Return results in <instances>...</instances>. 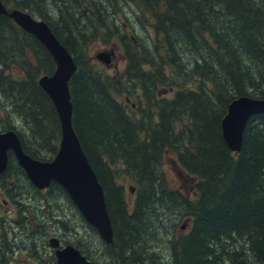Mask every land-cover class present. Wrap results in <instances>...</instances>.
Returning <instances> with one entry per match:
<instances>
[{
    "label": "trees",
    "instance_id": "obj_1",
    "mask_svg": "<svg viewBox=\"0 0 264 264\" xmlns=\"http://www.w3.org/2000/svg\"><path fill=\"white\" fill-rule=\"evenodd\" d=\"M11 1L14 8L44 21L77 66L69 82L72 126L104 191L113 242L107 245L98 236L97 242L108 264H161L166 258L170 264H264V113L248 120L238 154L227 148L221 131L232 100L264 99V0ZM130 4L137 25L153 34L149 41L121 34L119 16ZM227 19L229 29L222 28ZM231 29L234 40L226 33ZM100 33L117 38L123 48L125 68L118 75L108 76L86 54L87 43ZM7 34L15 50L4 46ZM11 66L24 77L13 79ZM53 71L46 49L0 16V105L5 117L0 131H14L23 151L40 161H50L60 141L55 110L38 85L40 73ZM168 90L172 98L156 99ZM136 92L144 106L126 109L122 98ZM20 100L31 108L24 111L11 103ZM13 116L22 120L21 130ZM29 121L32 129L26 130ZM45 124L51 132L46 139L40 138ZM28 131L38 149L25 138ZM41 150L50 157L44 158ZM170 153L196 179L195 200L169 189L160 168ZM11 158L0 175L4 191L15 198L11 183L19 177L40 193ZM126 174L139 190L131 209L116 180ZM56 192L72 205L65 190L51 182L48 193ZM169 205L181 208L189 230L164 246L154 232L163 231L167 239L173 235L170 225L163 230L157 210ZM80 244L75 248L95 260L90 247ZM127 252L132 254L124 258Z\"/></svg>",
    "mask_w": 264,
    "mask_h": 264
},
{
    "label": "rangeland",
    "instance_id": "obj_2",
    "mask_svg": "<svg viewBox=\"0 0 264 264\" xmlns=\"http://www.w3.org/2000/svg\"><path fill=\"white\" fill-rule=\"evenodd\" d=\"M4 1L8 7H13V1ZM46 7L47 5L43 8L46 9ZM136 13V9L132 4L124 8L123 13L119 16L120 32L121 34H127L128 38H133L135 42L149 41V39L153 37V34L149 30H143L137 25L135 21ZM34 18L39 19L37 16H34ZM229 23L230 20L227 19V21H222L220 26L222 28H228L227 25H229ZM90 28L91 27L88 26L84 27L85 32L83 33L87 35ZM226 33L230 39L234 40L235 37L232 29L227 30ZM103 39L105 41H103ZM10 43L11 40L7 34L4 46L12 48L10 47ZM101 52L110 54L111 60L109 65L106 66L95 59L96 55ZM86 54L89 59L99 68L103 69L108 76L118 75L125 68L123 48L117 38L103 37L100 33L96 39L87 43ZM242 63H245V60H242ZM10 68L8 74L13 79L19 80L24 77L23 71L18 70L15 66H11ZM42 74L43 73H40L39 77L42 76ZM170 90L157 95L156 99L159 100L164 97L172 98L173 92ZM0 102H2L1 93ZM121 102L124 103L126 109L128 108L133 111L145 104V100L142 98L140 92H136L133 96H130V98H122ZM11 103L20 109L24 108V111L31 108V106L24 104L21 100L15 102L11 101ZM18 111L20 110L18 109ZM2 112L4 113V108L0 105V125L5 121ZM16 118V116H13L12 120L15 122V125L19 126L18 129L21 130L20 127H24V124L22 120H20V122ZM45 126L47 128L40 136V138L44 139L51 137L50 126L48 124H45ZM25 127H28L26 130H29V127L32 129L30 121ZM30 134L31 131H28L25 138L31 143ZM30 145L33 149H38V142L37 146L33 143ZM41 154L45 156L44 158L50 157L47 150H41ZM11 159L15 161L14 157ZM160 170L163 173L169 189L179 191L185 196V199L189 201L196 199V179L188 175L181 168L175 155L171 153L166 154L164 159L161 160ZM14 180L15 181L11 184L16 188L13 190V194H17L15 198H11L4 191L2 183L0 182V262L2 261V264H56L54 251L49 245V240L51 238L57 239L62 246L74 245L73 247H81V242L83 244L86 243L96 256V259L93 260L94 262L91 260L94 264H108L106 252H102L103 250L97 242V236L99 240H101V238L98 234L96 235L89 231L90 228L87 227L89 225L84 221L73 204L71 205L67 202L58 192H56L55 195L52 193L49 194L48 189H44L40 191V193L33 192L21 178L18 177L17 180ZM116 180H118V186L123 188V194L131 209L136 199V193L139 191L138 188H135L131 183L127 174L126 176L124 175V177H117ZM130 189L133 190V193H131ZM170 206L172 207V205H169L167 208H164V211L160 210L159 207L157 208L161 220L166 226L163 230H167L170 225L169 229L173 231V235L170 234L168 239L163 231H160V233L157 232V234L154 232L155 239L160 241L159 244L163 243L164 246L167 244V240L171 239L172 241H177L182 235H186L189 230L188 220L183 218L182 214L179 213L181 208H174V206L171 208ZM154 209L156 210V207ZM182 227H184V229H182ZM158 252L159 250L157 248L153 251V253ZM131 254L132 252H127L123 257H130ZM119 264H127V262L122 261L119 262ZM128 264L130 263L128 262ZM161 264H170V259H163Z\"/></svg>",
    "mask_w": 264,
    "mask_h": 264
},
{
    "label": "water",
    "instance_id": "obj_3",
    "mask_svg": "<svg viewBox=\"0 0 264 264\" xmlns=\"http://www.w3.org/2000/svg\"><path fill=\"white\" fill-rule=\"evenodd\" d=\"M0 16L12 20L19 28L33 36L49 53L54 71L38 79L39 87L50 99L60 125L58 150L51 161L42 162L23 152L21 142L14 131L0 133V174L7 168L8 152H12L17 164L29 182L38 190L50 187L51 182L60 185L87 224L93 227L102 241L113 242V231L108 215L102 186L91 168L72 126L73 106L69 82L77 66L64 46L60 44L48 25L20 10L8 11L0 1ZM96 60L109 65L111 56L101 52ZM264 113V99L239 97L230 102L221 121L223 140L227 148L238 154L242 148L243 133L252 116ZM131 193L133 190L130 189ZM184 229V227H182ZM55 249L56 264H93L71 245L59 248V241L49 240Z\"/></svg>",
    "mask_w": 264,
    "mask_h": 264
},
{
    "label": "flooded vegetation",
    "instance_id": "obj_4",
    "mask_svg": "<svg viewBox=\"0 0 264 264\" xmlns=\"http://www.w3.org/2000/svg\"><path fill=\"white\" fill-rule=\"evenodd\" d=\"M2 4L4 5V7L8 10V11H11V10H18V9H16V8H14V7H8L7 5H5L3 2H2ZM13 157V155H12V153L11 152H8V158L10 159V157ZM8 159V160H9ZM0 175H2V174H0ZM60 243V242H59ZM64 246H62L61 244H60V247L59 248H63ZM54 252H55V250L54 249H52ZM84 256V255H83ZM85 258H87L86 256H84ZM89 261H91V259H89V258H87ZM3 260V259H2ZM93 263V262H92ZM0 264H2V261L0 262ZM94 264V263H93Z\"/></svg>",
    "mask_w": 264,
    "mask_h": 264
},
{
    "label": "bare ground",
    "instance_id": "obj_5",
    "mask_svg": "<svg viewBox=\"0 0 264 264\" xmlns=\"http://www.w3.org/2000/svg\"><path fill=\"white\" fill-rule=\"evenodd\" d=\"M67 194V193H66ZM69 197V196H68ZM69 199H70V197H69ZM71 201V200H70ZM72 202V201H71ZM73 204V203H72ZM74 205V204H73ZM104 242V241H103ZM105 243V242H104ZM105 244H107V243H105ZM107 245H110V244H107Z\"/></svg>",
    "mask_w": 264,
    "mask_h": 264
}]
</instances>
